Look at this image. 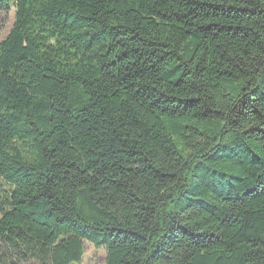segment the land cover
Wrapping results in <instances>:
<instances>
[{"label": "trees", "instance_id": "trees-1", "mask_svg": "<svg viewBox=\"0 0 264 264\" xmlns=\"http://www.w3.org/2000/svg\"><path fill=\"white\" fill-rule=\"evenodd\" d=\"M0 264H264V0H0Z\"/></svg>", "mask_w": 264, "mask_h": 264}, {"label": "rangeland", "instance_id": "rangeland-1", "mask_svg": "<svg viewBox=\"0 0 264 264\" xmlns=\"http://www.w3.org/2000/svg\"><path fill=\"white\" fill-rule=\"evenodd\" d=\"M14 22V11L11 10L8 15L1 18L0 21V41L4 40L10 32ZM84 253L79 264H104L105 250L97 248L94 245L85 242Z\"/></svg>", "mask_w": 264, "mask_h": 264}]
</instances>
